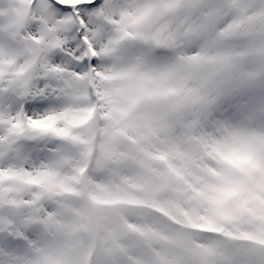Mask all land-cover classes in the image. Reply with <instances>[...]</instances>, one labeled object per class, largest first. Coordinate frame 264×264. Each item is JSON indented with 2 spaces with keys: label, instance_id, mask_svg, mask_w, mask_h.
Here are the masks:
<instances>
[{
  "label": "snow or ice",
  "instance_id": "1",
  "mask_svg": "<svg viewBox=\"0 0 264 264\" xmlns=\"http://www.w3.org/2000/svg\"><path fill=\"white\" fill-rule=\"evenodd\" d=\"M131 185L173 238L169 204L243 219L199 242L264 264V0H0V264H133L73 231Z\"/></svg>",
  "mask_w": 264,
  "mask_h": 264
},
{
  "label": "rangeland",
  "instance_id": "2",
  "mask_svg": "<svg viewBox=\"0 0 264 264\" xmlns=\"http://www.w3.org/2000/svg\"><path fill=\"white\" fill-rule=\"evenodd\" d=\"M142 195V186L131 185L126 194L113 190L94 198L89 202L88 221L74 228L75 235L83 238L90 234L95 236L97 230H105L112 237L114 249L119 254L126 255L127 247H133L140 253L139 258H131L133 264H151L153 259L157 264H171L178 257L188 258L190 264H212L219 257L213 248L201 244L199 237L213 234L233 240L236 239L234 233L244 225L243 219H233L227 211H202L199 202H192L191 208L169 204L160 208L159 212L181 229L173 238L167 229L152 228L139 218L137 213L140 209L157 208L155 204H148ZM77 211L74 210V214ZM75 219L79 221L80 217L75 215ZM187 243L195 251H190ZM93 250L94 245L86 259L93 255Z\"/></svg>",
  "mask_w": 264,
  "mask_h": 264
}]
</instances>
